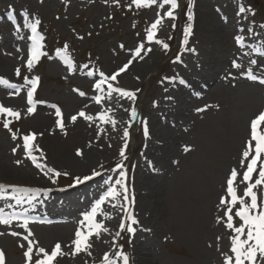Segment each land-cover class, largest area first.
I'll use <instances>...</instances> for the list:
<instances>
[{
	"label": "rangeland",
	"instance_id": "obj_1",
	"mask_svg": "<svg viewBox=\"0 0 264 264\" xmlns=\"http://www.w3.org/2000/svg\"><path fill=\"white\" fill-rule=\"evenodd\" d=\"M255 2L264 8V0H193V19L189 21V0H178L175 10L162 0L143 6L133 0H0V77L19 88L17 94L16 89L0 85V105L20 113L19 120L0 114V165L22 167L25 175H39L36 164L42 162L38 159L41 155L48 168L71 177L66 181L61 175L55 184L49 179L46 185H34L29 177L16 182L3 173L0 184L57 192L79 189L65 201L90 209L110 187L117 188L123 211L114 229L108 262L114 255L113 263L123 264L117 255L123 253L129 264H134V245L149 238L148 250L143 244L140 248L148 264H223L233 230L226 227V206L220 200H230L226 187L232 169L240 174L235 186L238 195L243 194L246 162L242 167V152L250 138L251 120L264 111V84L247 75L251 69L252 74L264 78V9L258 10ZM239 7L250 10L240 13ZM169 10L174 12V20L166 16ZM158 18L162 23L150 41L147 30ZM35 19L41 21L38 27L44 55L29 70L31 46L25 25ZM189 24L191 33L185 44L184 29ZM237 37L242 38V45L237 44ZM65 45L71 67L57 55ZM140 45L144 50L136 57ZM130 60L115 81L106 80L102 90L95 88L104 79L101 72L109 77ZM34 77L40 79L34 105H29L27 92ZM206 81L209 84L204 87ZM109 83L134 92L135 99L116 92L109 97ZM184 83L187 89L181 88ZM97 95L100 103L94 99ZM33 106L35 110L29 114L27 109ZM172 107L178 110L172 112ZM56 108L61 116L56 115ZM132 109L137 113L134 118ZM80 111L92 119L80 117ZM100 113L105 120L99 118ZM74 115L77 120L72 122ZM6 118L11 131L3 127ZM58 120L63 128L57 125ZM30 133L36 134L32 160L27 159L29 153L23 147V136ZM185 147L189 151H184ZM122 148L124 157L119 155ZM77 150L83 154L77 156ZM21 155L29 164L16 166ZM146 163H158L165 169L149 172ZM93 170L100 174L91 181L107 175L102 185L90 189L84 186L88 180L69 187L74 177L92 175ZM122 170L126 174L123 186L116 184ZM257 178L258 171L253 174V179ZM125 187L128 200L124 199ZM255 191L258 202H264V185ZM0 209L13 216L12 210L2 206L1 198ZM35 213L20 210L15 215L19 219L0 224V250L6 254V264L22 263L26 247L19 245L27 246L23 237L29 230L33 233L29 239L50 252L48 247L57 242L69 243L76 223L81 222L79 214L66 218L60 213L47 224ZM129 217L138 221L132 224L134 233L119 227L121 222L131 224ZM25 219L28 228L22 227ZM235 223L239 226L241 222L236 218ZM148 229L153 233L142 236ZM103 263L101 259L98 264Z\"/></svg>",
	"mask_w": 264,
	"mask_h": 264
},
{
	"label": "snow or ice",
	"instance_id": "obj_2",
	"mask_svg": "<svg viewBox=\"0 0 264 264\" xmlns=\"http://www.w3.org/2000/svg\"><path fill=\"white\" fill-rule=\"evenodd\" d=\"M164 5H170L172 10H175L178 8V0H162ZM133 3H135L137 6H143L145 4H156L157 0H133ZM193 7V0H189L188 3V20L191 21L193 19V14L191 12V8ZM172 10L166 11V16L171 19H175L174 12ZM250 9H246L245 7H239L238 11L240 13H244ZM25 16L28 15L27 12L24 13ZM11 19V16L9 17ZM162 20L156 19L150 26L148 31V40H153L155 30L158 28L159 25H161ZM41 24L40 19H35L34 22L30 24H26L25 27L30 28L32 36L30 39L33 41L30 49H29V56L27 59V67L29 70L32 69L33 64L35 61H37L40 56L44 55V53L41 51L42 45L40 44V41L43 39V37L40 35V33L37 31L38 26ZM172 27H175V24L172 25ZM18 30V29H17ZM185 32V40L184 43H187L188 36L191 33V25H187L184 29ZM237 44H243V40L240 37L236 38ZM67 45L64 46L62 50H58L57 55L61 56V58L64 60L66 64L71 67V59L67 56ZM123 47V46H121ZM164 48H168L167 44H164ZM144 50V45H140L135 49V55L136 57H141V52ZM19 51V49H17ZM147 51H151L150 49H147ZM179 59V57H177ZM131 63V60L126 63L123 67H121L117 73L112 74L109 77H105L104 73L101 72L100 75L104 77V79L100 80L99 83L95 85V88L97 90H102V85L105 83L106 80L115 81L117 79V76L120 73H123ZM251 63L255 64L256 61H251ZM234 67H239V65L234 64ZM86 67V65H85ZM17 75L20 74L19 69H17ZM91 75V73H89ZM248 78L256 81L259 79V82L261 84H264V78H258L256 75L252 74V70L249 69ZM39 77H34L30 83L31 88L27 92V103L29 105H34L33 101V94L36 91L37 84L39 82ZM25 80L27 78L25 77ZM0 85H5L8 88L16 89L17 94L19 93V88L15 84L9 83V81L3 77H0ZM108 95L111 97L113 92L119 93L121 96L126 97L128 99L134 100L135 99V93L132 91H126L121 88H113L112 85L108 84ZM81 96L85 95V93L80 92ZM95 101L97 103L101 102V96L97 95L94 97ZM55 107V106H53ZM35 110L33 107H28L27 111L29 114L33 113ZM197 111H203V109H197ZM0 114H6L7 117H11L13 119L19 120L20 119V113L18 111H15L12 108L5 107L3 105H0ZM56 115L61 116V112L59 108H56ZM80 117H84L85 119H92L90 116H86L83 111H80L78 113ZM137 113L135 109H132L131 116L134 118L136 117ZM101 120H105L104 113H100ZM72 122H75L77 120V116L71 117ZM113 125H115V121H112ZM10 120L5 119L3 122V127L5 129H11L9 128ZM57 125L60 128H63V122L61 120L57 121ZM123 135L127 137L129 135L128 131L125 130ZM144 136L147 138L149 136V131L147 127V123H144ZM36 134L30 133L23 136V147L24 149L29 153V158H31V151L33 149L32 141L35 140ZM16 134H12V139H16ZM19 147V146H18ZM38 147V146H37ZM127 147L126 145L124 146ZM13 153L17 151V148L14 147L12 149ZM184 151H189L188 147L184 148ZM83 153L80 150H77L76 155L81 156ZM119 155L121 157L125 156V150L122 148L119 152ZM264 111H261L254 119L250 122V138L246 142L245 149L242 152V160H241V166L243 167L246 162V170L242 174V182L246 184V187L243 191L242 195H238L236 183H237V177L240 175L236 169H232L230 171V175L227 178V187H226V193L227 197H230V200L228 198H221L220 204L226 206L225 211V217H226V227L233 230V233L230 237V249L229 253H224L225 256L223 264H264V202H258V195L255 189H257L259 186L264 185ZM15 163L17 165L21 164L22 161L16 160ZM37 167H40L39 164H36ZM118 167L123 168L122 165H118ZM258 171V177L257 179L253 181V174ZM48 173H52L51 176L48 178L52 181L53 184L56 183V177H60L61 175L67 176L68 173L64 172L61 173L60 171H57L55 169L49 168L47 172H45V175L47 176ZM100 173L93 170L92 175H86L83 177L77 176L74 177L73 185H69V187H72L74 185L83 183L85 181L91 180L94 176L99 175ZM120 179L116 180L117 185L123 186V180L125 178V172L122 170L119 173ZM8 188H11L15 193L21 194L20 198L22 199L24 196H29L31 194L30 198H35L36 196H39L42 192L47 194L51 189H41V188H31V187H20L16 185H6V184H0V193L6 191ZM119 195V193L116 191L115 187H110L108 191L101 196L94 204V206L91 208L90 212H87L84 214V220L81 221L82 225L86 224L87 231L77 229L75 232V238L72 241V245H74L73 250L71 252L72 256H75L81 252L87 253V255H91L90 249L92 248V244L90 243V238L92 236L99 237L101 232L107 231V228L104 226L103 223L98 222L96 220V216L98 211L101 209V205L105 203V200L108 198H115ZM247 198V200L245 199ZM124 199L128 200L127 195V188L125 187V195ZM238 205V207H237ZM235 208V211L233 209ZM238 218L241 222L239 226L236 225L235 219ZM13 219H19V217L12 216L8 217L3 213V210L0 209V224L3 225H9L12 223ZM131 219V224L125 225L124 222H121L119 227L121 229H124L126 227V230L129 233H134L135 228L132 227V224L138 223L134 218L129 217ZM218 222H220V218H218ZM22 227L28 228V220L25 219L23 222ZM13 236H18L19 233L12 232ZM119 234V233H118ZM0 235H3V233H0ZM33 233L29 230L28 234L23 237L25 241H27V246L24 244H20L19 246L21 248H25L26 250L23 252V256L25 258V264H56L58 257H64L69 255V253H66L62 250L61 244L57 242L55 246L49 251H47L44 247L38 246V242L33 241L29 239ZM217 239H220L219 237ZM117 255H120L123 264H129V257L126 254L123 253H117ZM103 260L105 261V264L109 261V254L105 253L103 256ZM0 264H6V254L3 250H0Z\"/></svg>",
	"mask_w": 264,
	"mask_h": 264
},
{
	"label": "bare ground",
	"instance_id": "obj_3",
	"mask_svg": "<svg viewBox=\"0 0 264 264\" xmlns=\"http://www.w3.org/2000/svg\"><path fill=\"white\" fill-rule=\"evenodd\" d=\"M24 43H27V41L25 40ZM0 62H3L2 58H0ZM2 67L0 66V69ZM4 70V69H3ZM209 84V81L205 82V86L207 87ZM182 89H187L186 84H183V87H181ZM192 89H188V91H191ZM181 92H183V90H181ZM183 95V94H182ZM182 95H180V97L182 98ZM164 109V107H163ZM175 110L177 111L178 109L173 108L172 107V112H175ZM165 112V110H164ZM164 117H162L163 119ZM33 145L34 142L32 143ZM38 159L40 161H42L40 163V174L36 175L35 173H32V175L24 174L23 168L22 167H15L12 165H0V174L3 173H8L9 177H11L13 180L17 181H22L26 178H30V182H33L34 185H46L49 181V176L50 173H48V175H45V172H47L48 168V164L43 161L44 158L39 155ZM16 160H20L22 161L21 164L17 165L16 163H14L16 166H21V165H25L26 163L29 164L27 162L26 159H24V156L21 155L19 158H17ZM158 163H146V165H144V168L146 170L152 171V172H156V170H160V169H165L164 165L163 166H158ZM161 171V170H160ZM105 176L107 175H102L98 178H95L94 180H90L89 182H87L84 186H89V188H94L97 186L102 185V181L105 178ZM255 179H253L254 182ZM21 184V183H19ZM97 189V188H96ZM116 191L119 193V191L117 190V188H115ZM101 190V189H100ZM81 190L79 189H73L70 192L66 191V193H62V192H57L55 190H51L49 191L47 194L45 193H41L39 196H36L35 198H30L31 194H29V196H24L22 199L20 198L21 194L15 193L12 189L8 190L7 192H5L4 194L1 195V202H2V206L4 208H8L9 210H12L13 216H15L17 214V212H19V210H28V211H32V212H38L41 213V211L39 210V206L43 205L44 207H47L48 205H50V207H54V206H59L61 204V202H53L50 201L49 199H62V197H65L67 194L70 193H77L80 192ZM101 194V193H100ZM46 201H49V203L47 204ZM65 205V204H63ZM91 209L87 208L84 209L82 213V215H84L87 212H90ZM122 204H121V200H120V194L115 197V198H108L105 200L104 205L101 208V212L97 218L98 222H101L104 224V226L107 228V231H103L101 232L99 237L96 236H92L90 238V243L92 244V248L90 249L91 251V255H87V253L81 252L75 256L71 255V252L73 250L74 245H72V241L75 238V232L77 229H81L84 231H87V227L86 224L82 225L81 222L76 223L75 225V230H74V236L72 240H69V243H65L63 245H61V248L64 252L69 253V255L64 256V257H58L56 264H98L99 260L103 259V256L105 253H108V251L110 250V248L112 249V240L114 238V229L118 227L119 224V217L122 214ZM84 220V218L82 219ZM143 235L142 236H149L151 233H153L152 229H148L145 230L144 232H142ZM149 238L146 241H141L139 240L138 242H136V244L133 247V253H134V264H148L150 263V261L147 260V256L145 254V252H143L140 248L142 246V244L144 246H146L145 248L148 250L149 247ZM55 245H51L50 247H48V250H51ZM113 261L112 262H107V264H114L113 262L116 261V258L114 257V255H112ZM21 264H25V258H23L22 263ZM104 264V263H103Z\"/></svg>",
	"mask_w": 264,
	"mask_h": 264
}]
</instances>
